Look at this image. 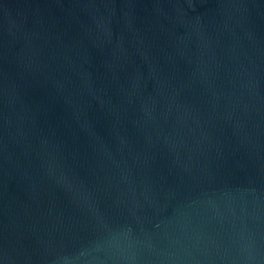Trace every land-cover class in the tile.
Returning <instances> with one entry per match:
<instances>
[{
    "label": "water",
    "instance_id": "water-1",
    "mask_svg": "<svg viewBox=\"0 0 264 264\" xmlns=\"http://www.w3.org/2000/svg\"><path fill=\"white\" fill-rule=\"evenodd\" d=\"M0 264H264V0H0Z\"/></svg>",
    "mask_w": 264,
    "mask_h": 264
}]
</instances>
